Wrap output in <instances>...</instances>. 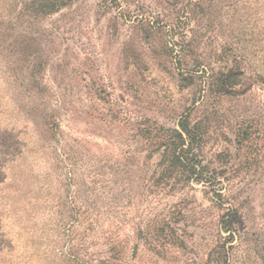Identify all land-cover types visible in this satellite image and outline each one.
Returning a JSON list of instances; mask_svg holds the SVG:
<instances>
[{
    "label": "rangeland",
    "instance_id": "obj_1",
    "mask_svg": "<svg viewBox=\"0 0 264 264\" xmlns=\"http://www.w3.org/2000/svg\"><path fill=\"white\" fill-rule=\"evenodd\" d=\"M24 2L0 5V264H221L226 226L225 264H264V0ZM185 114L199 174L165 183Z\"/></svg>",
    "mask_w": 264,
    "mask_h": 264
},
{
    "label": "trees",
    "instance_id": "obj_2",
    "mask_svg": "<svg viewBox=\"0 0 264 264\" xmlns=\"http://www.w3.org/2000/svg\"><path fill=\"white\" fill-rule=\"evenodd\" d=\"M20 1H25L27 9L36 15L46 16L59 11L63 7L67 6L72 0H0V5L5 7H11L18 4ZM30 12V13H31ZM230 78L226 75L224 82ZM200 127L196 123H191L189 115L185 114L180 117L176 127L160 126L157 131L160 133V140L156 142V151L159 155V165L161 167L158 179L163 182L173 179L175 183L179 179L182 181H188L193 177H197L199 174V166L192 157L194 151V144L197 142L200 134ZM196 175V176H195ZM197 180V178H194ZM227 231V236L224 237V241L221 245L216 246L211 252L216 254L214 257L217 262L221 264L226 263L227 250L226 243L228 239L232 238V233L229 227L224 228ZM72 259V258H71ZM76 264H84L79 260L73 258Z\"/></svg>",
    "mask_w": 264,
    "mask_h": 264
}]
</instances>
